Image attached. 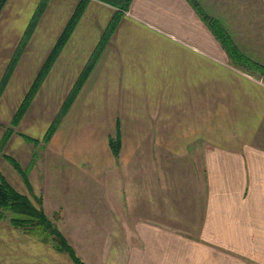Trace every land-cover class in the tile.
<instances>
[{
  "label": "crops",
  "instance_id": "obj_1",
  "mask_svg": "<svg viewBox=\"0 0 264 264\" xmlns=\"http://www.w3.org/2000/svg\"><path fill=\"white\" fill-rule=\"evenodd\" d=\"M80 1L48 0L29 31L40 0H6L0 10V140L10 133L2 152L28 167L31 188L19 172L13 181L0 172L31 199L42 193L45 212L60 216L88 264H264V0H131L127 9L85 0L14 123ZM118 125L114 156L109 137ZM37 133L65 169L60 176L40 175L32 163ZM185 162L199 178L197 228L166 221L164 211L174 199L167 172ZM0 264L75 263L3 218Z\"/></svg>",
  "mask_w": 264,
  "mask_h": 264
},
{
  "label": "trees",
  "instance_id": "obj_2",
  "mask_svg": "<svg viewBox=\"0 0 264 264\" xmlns=\"http://www.w3.org/2000/svg\"><path fill=\"white\" fill-rule=\"evenodd\" d=\"M47 1L48 0H40L28 31L31 29L32 25L34 24L40 13L43 11ZM84 1L85 0H81L76 6L75 10L73 11L70 19L65 25L55 45L53 46L47 60L43 64L38 75L33 81L30 89L28 90V93L25 96L24 101L20 105V108L18 109L14 117L13 120L14 123L17 122L18 118L23 113L28 102L30 101V99L38 89L41 81L43 80V77L45 76L51 62L54 60L55 56L58 54L59 50L62 48L69 34L73 30L74 25L76 24L79 16L83 11ZM102 1L117 6L120 9H127L131 0H102ZM5 2L6 0H0V10L2 9ZM116 22H117V18L113 17L108 28L103 33L94 54L90 58L86 66V70L89 71L91 67L94 65V62L98 58L108 38L113 32ZM211 26L214 28L213 24ZM213 30L214 32H216L215 31L216 28H214ZM223 37H225V35ZM226 40L227 39H225V41ZM78 88L79 85L76 86V88L74 89L77 90ZM69 103L70 101L64 104V109L66 106L69 105ZM61 115H63V110L60 111L57 118L48 127L43 137L44 142H48V140L52 136ZM8 134H10L9 131L6 132L3 135L2 139L0 140V155L3 154L2 150L8 138ZM29 139L31 140L32 138ZM33 142L36 145L38 143V140H34ZM109 145L114 156H118L121 146L119 125L117 127L115 134L109 137ZM3 156L6 157L13 165V167L20 173V175L24 179V182L26 183V185H28V188H31L27 176L28 167L27 168L21 167L20 164L17 162V160L11 157L10 155L3 154ZM3 218H5L13 227L23 231L24 233L37 237L39 240H41L44 243L50 244L54 249H56L59 252L67 254L75 264H85L76 254L74 247L68 242L64 234L46 214V212L42 207L41 198L36 197L35 202L32 201L29 195L22 193L18 189H16L9 182V180L0 172V220Z\"/></svg>",
  "mask_w": 264,
  "mask_h": 264
},
{
  "label": "rangeland",
  "instance_id": "obj_3",
  "mask_svg": "<svg viewBox=\"0 0 264 264\" xmlns=\"http://www.w3.org/2000/svg\"><path fill=\"white\" fill-rule=\"evenodd\" d=\"M65 12H66V10L64 8H62L60 13L62 15V14H65ZM37 134H38L37 137L40 138V142H41L42 141V137H41L42 134H40V133H37ZM42 143H43V141L41 143H39L38 146L37 145H34V144H31V146H33V148H34V151H33L34 158H33V162L32 163H34L35 161H37V167L36 168H37V170H38V172H39L40 175L45 174L48 171V169H50V170H52V172H50V174H53V175H56V176H60L61 173H62V170L64 171L65 169H63V166L62 165L61 166H57V165L55 166V163H58L56 157H52L49 153H47L45 150H43V147L44 146H42ZM16 146H17V144L14 145V146H12L11 149H16ZM165 158L168 159L167 156H165ZM169 170L171 171L172 168L169 169ZM0 171L3 172L11 181H13L12 178L14 177V174L19 175L18 171L13 167V165L10 163V161L6 157H4V156H1L0 157ZM170 171H168L167 173L173 179L174 184L168 185L167 188H168L169 194L170 193L171 194H174L173 195L174 196V199H171L170 198L171 200L169 201V203L166 205V207L164 209V211H166L168 213V214L166 213V216H167L166 217V221L167 220H169V222L174 221L175 222V223L173 222L174 225H179L180 227H189V226H192V227H196L197 228L198 225L201 222L200 221V218L202 217V215H201L202 214L201 213L202 212V208L199 205H197L198 204V201H197V188H196L197 187V184H195V182H199V180H198L199 178H198V176L196 174H192L193 168H191L190 166H188V164L186 162L184 164H182L180 166V168H175L174 167V169H173V171L171 173H170ZM67 173L68 174H72V175L73 174L74 175L77 174L80 177H82L81 175L84 174V173H81V172H78L79 173L78 174V173L72 172L70 170H68ZM28 174H29V171L27 172V176H28ZM51 181H52V183L54 185H58L55 179H53ZM37 185H39V189H41L40 186H42V187L44 186V185H41V181ZM93 185H96V184H93ZM98 185L101 186L102 184L101 185L100 184H97L96 185V190L98 189ZM58 188H60V184L58 185ZM177 196H180V199L177 200L175 198ZM36 197L41 198V202L43 201L42 193L36 195L35 198ZM35 198H33L31 200L35 202ZM42 207H43V202H42ZM43 209H44V207H43ZM170 216H172L174 218H172ZM178 216H179V218L181 220L180 223H178ZM48 217L59 228L58 224L56 223V220H58V217H60V216L57 215V214H55V213H52V215H48ZM169 224L171 225L172 223H169ZM60 231L64 234V236L66 237V239L68 240V242L74 247V249L76 251V254L80 257V259L85 264H88L85 261L86 259L83 256V253L82 254H79L78 250L71 243V241L68 239V237L66 236V234L61 229H60ZM111 231H113V229L106 230L105 232H111ZM196 231L197 230L194 229V230H191V231H181V233L187 234V235L188 234L194 235V234H196ZM85 233H86L85 231L84 232L83 231L79 232L80 236L82 235L83 237H84V234ZM113 233L116 234V231L113 232ZM125 233H126V231H124V230L117 231V237H118L117 241L118 240L119 241H125V236H126ZM92 239L93 238H91V239L88 238V240H92ZM82 240H85V239H82ZM90 249L91 248L89 246H80L79 251L86 252V258L87 257L88 258H91V255L92 254L89 253V250ZM99 249H102V250L107 249V251H108L109 250V246H103V247L101 246V247H99ZM110 249H112V248H110ZM106 254H108V252H106ZM96 260L97 259L94 260L95 263L96 264H100ZM91 262H93V261H91Z\"/></svg>",
  "mask_w": 264,
  "mask_h": 264
}]
</instances>
